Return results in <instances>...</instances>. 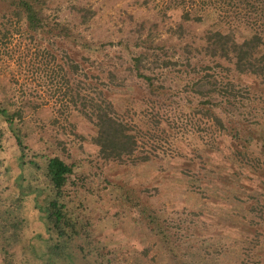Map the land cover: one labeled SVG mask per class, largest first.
<instances>
[{
	"label": "trees",
	"instance_id": "trees-1",
	"mask_svg": "<svg viewBox=\"0 0 264 264\" xmlns=\"http://www.w3.org/2000/svg\"><path fill=\"white\" fill-rule=\"evenodd\" d=\"M169 2L165 3L163 11L179 12L180 22L173 32L178 41L169 50L147 39L141 46L136 44V50L124 44L119 55L122 56L119 59L126 64L124 68L123 64H111V60L103 65L104 60L98 56L102 55L105 45L79 39L67 25L51 19L46 13L47 0H0V39L3 41L18 34L27 37L34 46L33 50L42 57L55 61L59 55L60 63L56 65L62 75L54 86H58L57 93L64 91L63 95L68 98L60 109L75 112L89 124L92 131L87 137L89 146L100 159L119 165H137L152 162L167 148L174 152V155L169 153L171 159L177 158L189 165L182 171L183 175L191 172L198 174L200 170L195 169L197 165L192 167L193 162H201L202 159L204 165L210 166L211 181L206 184L214 196L211 205L216 208L215 204L226 202L229 222L264 230V123L260 125L255 120L253 125L257 128L242 127L248 118L264 116V104L260 103L259 107L254 105L256 100L249 96L245 102L237 95L239 93L234 85L235 77L239 80L240 77L254 79L258 84L247 95L264 99V7L260 25L246 33L248 29L241 28L243 31H239L232 28L222 17L209 23L212 9L208 7L182 0L178 9L177 4L171 9ZM155 8L162 10L158 6ZM197 24L207 27L195 37H190L193 26ZM58 42L76 44L83 53L80 56L82 63L72 59L67 51L55 48ZM223 62L227 65L224 66ZM84 63L93 68L82 69ZM104 66H107V70L103 71L107 73V79L104 77L106 84L94 75L98 73L97 69ZM174 67H182L179 75L174 74ZM218 69L227 72L230 77L220 79ZM50 73L45 70L46 86L41 85L44 88L53 84ZM81 73L85 77L83 82L79 81ZM98 82L100 86L96 84ZM129 87L136 92L126 101V106L117 107V94ZM136 104H141V107L134 109L133 120L130 113ZM10 108L13 109L9 111L0 107V117L3 119L2 127L10 128L18 154L14 158L18 170L15 179L17 187L14 185L17 191L10 198L13 191L0 179V228L8 221L6 209L15 198L20 203L28 201V193L19 184V181H27L29 190L38 189L30 203L38 214L40 231H33L36 239L41 240L42 247L38 252L36 246L27 240L23 251L15 255L17 259L21 256L18 262L10 257L5 258L3 264H18L20 261L29 264H74L76 254H82L90 262L92 249L87 251L93 242L89 240L90 224L75 216V198L80 201V197L74 179V164L58 156H30L22 136L12 129L13 123L20 121L21 112L18 108ZM143 110L146 111L145 116ZM182 112L194 121L184 123L179 117ZM227 113L231 117H227ZM128 115L130 120L124 118ZM195 118L211 121L208 142L203 137L204 129L197 126ZM197 141L209 143V149L216 152L208 155L207 163H204L203 151L196 147ZM140 148L141 152L138 151ZM215 155L216 160H212ZM1 166L3 168L0 161ZM225 166L227 175L223 176L221 173ZM26 170L28 177L22 176ZM202 171L207 174L205 168ZM4 172H7L6 168L0 171V177ZM36 175L42 179L41 185H36ZM219 182L227 184L226 191L220 188ZM251 182L253 185L249 186ZM120 198L134 211L136 221L144 222L147 231L158 239L162 249L174 256L175 247L169 237L168 220L159 217L158 210L142 201L133 190L121 188ZM207 199L210 200V197ZM231 217L238 220L231 221ZM246 233L244 230L236 233V237L243 241V260L240 264H264V249L257 244L262 233L256 234L255 242L247 239ZM3 246V249L0 247L1 252H7L6 244ZM106 254H100L92 260V264H111V259H103ZM167 263L171 264L170 261ZM183 263L194 264L189 260Z\"/></svg>",
	"mask_w": 264,
	"mask_h": 264
},
{
	"label": "rangeland",
	"instance_id": "rangeland-1",
	"mask_svg": "<svg viewBox=\"0 0 264 264\" xmlns=\"http://www.w3.org/2000/svg\"><path fill=\"white\" fill-rule=\"evenodd\" d=\"M180 1L182 0H47L46 13L56 22L71 28L79 39L95 45H105L102 55L98 56L104 60L103 65L111 60V64L117 66L123 64L124 68L126 64L119 59L122 57L119 55L124 44L131 50H136L138 49L136 44L141 46L147 39L148 42L150 40L169 50L178 41L173 32L180 22L179 12H166L163 9L167 2L171 4V9L175 8L176 4L178 9ZM184 1L186 3L192 1L196 5L212 9L209 23L222 17L232 28L239 31H243L241 28L248 29L249 32L246 33H250V29L253 30L260 25L263 15L264 0ZM155 6L162 10L158 11ZM206 27L201 24L193 26L190 37H195ZM33 47L27 37L18 34L3 41L0 39V107L10 109L9 111L13 109L10 107L20 110L21 119L13 123L12 129L22 136L30 156L37 154L45 157L58 156L75 166L74 179L80 197V201L75 198L77 202L74 204L76 208L73 206L75 216L83 223L90 224L88 233L91 239L89 240L97 246L93 242L90 247L88 246V252L92 249L89 254L90 262L83 258L82 254H76V258H73L74 264H92V260L97 259L100 254H106L107 251L109 254L103 259H111V264H168L169 261L171 264H184L183 262L188 260L194 264H240L243 260V241L236 237L238 230L246 231L247 239L254 242L256 234L262 233L261 240L257 244L264 249V230L238 224L236 217H231L230 220L237 224L229 222L226 202L220 201L215 204L216 208L211 205L210 201H213L214 196L210 194L206 184L207 181H211L208 172L210 166L204 165L202 159L201 162L199 160L193 162L192 167L195 168L197 165L195 169L200 170L198 174L191 172L184 175L182 171H185L189 165L181 163L177 158L171 159L169 153L174 155V152L167 148L159 152V157L152 162L137 165H119L100 159L89 146L87 137L92 132L89 124L87 125L75 112L60 109L68 98L63 95V90L57 93L58 86H54L60 78L59 75H62L56 65L60 63L59 55L53 61L46 56L42 57L33 50ZM58 47L67 51L72 59L81 62L80 56L83 53L76 44L72 46L58 42L55 48ZM223 64L227 65L224 62ZM88 67L93 68L88 63L81 66L84 70ZM45 70L48 73L51 71L53 84H47L48 87L44 88L41 85L46 86ZM106 70L107 66H104L97 69L99 74H94L99 76L100 82L106 81L107 73H103ZM172 70L174 74L179 75L182 67H174ZM216 71L220 79L230 77L225 71L220 69ZM83 80L85 77L81 73L79 81L83 82ZM100 82L96 84L100 86ZM257 84L256 80L245 77H240V80L235 77L234 81L235 89L239 93L237 95L245 102L249 96L252 100H256L254 105L259 107L260 103L264 104V99H254L251 95H247ZM135 92L134 88L129 87L117 94L116 106L121 108L126 106V101L130 100ZM140 107L141 104H136L131 108L130 116L133 120L134 109L139 110ZM145 112L143 110L144 116ZM130 116L124 118L130 120ZM179 117L184 123L190 120L186 112L179 114ZM227 117H231L229 113ZM195 119L197 126L204 129L203 137L208 142L211 121ZM255 120L261 125L264 123V116L248 118L247 122L242 123V127L257 128L253 125ZM2 122L3 119L0 117V161L3 164L0 171L6 168L7 172H4L0 179L8 184L11 192L13 191L10 196L7 195L12 198L17 191L15 179L18 170L14 158L18 154L14 148L10 128L2 127ZM207 142L203 144L201 141L196 142V147L205 155L204 163H207L208 155L216 154L209 149L210 145ZM179 147L186 150L183 146L179 145ZM138 151L141 152L142 148ZM39 159L37 158V161ZM212 160H216V155ZM204 168L207 174L202 171ZM24 175L28 177V170L23 172L22 176ZM221 175H227V166L224 167ZM38 177L36 175V185H41L43 181ZM19 184L28 193L26 196L28 201L20 203L15 198L6 209L8 221L0 228V247L6 244L7 252L0 250V264L4 263L5 258L10 257H14L18 262L21 256L17 259L15 255L23 251V246L28 243L27 240L36 246L38 252L42 247L41 240L36 239L34 233L40 231L38 214L30 203L38 189L29 190L27 181H19ZM226 185L219 182L220 188L225 191ZM251 185L252 182L249 186ZM121 188L127 191L133 190L142 201L158 210L159 217L168 220L169 237L174 244L172 246L175 247L174 256L162 249L158 239L147 231L143 221H136L133 216L134 211L132 212L122 203ZM208 197L210 200L207 199ZM29 230H32L31 234ZM18 264L29 263L20 261Z\"/></svg>",
	"mask_w": 264,
	"mask_h": 264
}]
</instances>
